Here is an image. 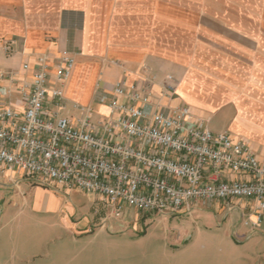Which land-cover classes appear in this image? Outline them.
Masks as SVG:
<instances>
[{
  "label": "crops",
  "instance_id": "obj_1",
  "mask_svg": "<svg viewBox=\"0 0 264 264\" xmlns=\"http://www.w3.org/2000/svg\"><path fill=\"white\" fill-rule=\"evenodd\" d=\"M64 55L75 61L64 106L49 101V111L76 119L77 105L89 106L104 119L107 93L125 82L149 88L154 107L188 106L192 121L228 131L264 163V0H0L4 105L23 111L20 87L39 58L47 57L53 83ZM251 206L196 201L173 214L199 210L211 223L230 217L238 243L253 253L213 254L207 247L214 244L188 235L167 240L158 258L137 261L119 252L130 239L115 238L116 220L134 209L116 217L99 195L44 185L0 164V264H264V239L254 237L264 238V218L255 225ZM77 209L92 215L81 221ZM106 210L115 221L105 222ZM195 247L203 252L188 254Z\"/></svg>",
  "mask_w": 264,
  "mask_h": 264
},
{
  "label": "built area",
  "instance_id": "obj_2",
  "mask_svg": "<svg viewBox=\"0 0 264 264\" xmlns=\"http://www.w3.org/2000/svg\"><path fill=\"white\" fill-rule=\"evenodd\" d=\"M46 61L39 58L31 82L20 87L23 111L3 104L0 71V164L44 185L99 195L116 217L244 199L261 223L264 163L246 143L192 121L186 105L154 107L149 88L125 82L107 93L104 119L89 106L77 105L76 119L49 111V101L63 108L75 61L64 55L53 83Z\"/></svg>",
  "mask_w": 264,
  "mask_h": 264
},
{
  "label": "rangeland",
  "instance_id": "obj_3",
  "mask_svg": "<svg viewBox=\"0 0 264 264\" xmlns=\"http://www.w3.org/2000/svg\"><path fill=\"white\" fill-rule=\"evenodd\" d=\"M83 206H85L84 208H87V203ZM86 211V209L81 211L77 209L74 214L77 219L86 221L85 217H90L92 215L91 210H89L90 212L85 213ZM106 212L107 213L104 214V217H106L105 222H108L110 218H113L114 220V217L111 216L112 214L109 215L108 210H106ZM109 212L111 213L110 210ZM209 217V213L203 212L202 215V212L199 210H195L192 215L170 214L167 216L132 210L127 214L126 219H115L118 221L119 226L116 231L117 235L114 237L130 239V242L126 240L120 242L118 245L119 252L120 254H127L128 252L134 253L135 257H137V261H139V258L148 255L153 257L157 256L158 258V256H161L164 253V244L167 240L169 241L171 238L181 236H187V238L190 236L193 239H197L199 244L205 243L207 246L209 244H214L215 247H207L208 249H211L210 252L213 254L242 255L250 254L255 251L252 246L246 247L242 243H238L237 240H239V235L235 234L237 229L231 227L230 217L225 219L221 216L219 218L220 223H217L216 220L214 223H211L212 220H209ZM198 229L203 230L201 231L203 233L197 234ZM108 231L110 232L111 229ZM254 237L259 238L260 240L264 239L261 234H256ZM229 240L235 242L237 246L234 247L227 244ZM171 247L178 248L172 245ZM202 252L201 248L198 249V247H195L188 254H201Z\"/></svg>",
  "mask_w": 264,
  "mask_h": 264
}]
</instances>
